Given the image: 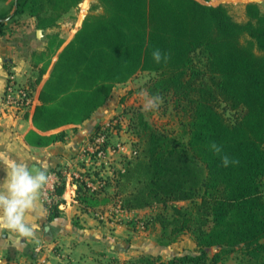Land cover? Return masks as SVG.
Here are the masks:
<instances>
[{
	"label": "trees",
	"instance_id": "1",
	"mask_svg": "<svg viewBox=\"0 0 264 264\" xmlns=\"http://www.w3.org/2000/svg\"><path fill=\"white\" fill-rule=\"evenodd\" d=\"M82 1L17 0L12 16L1 17L9 19L0 21V35L23 14L34 18L38 29H51ZM211 1L96 0L92 10L101 7L102 13L85 16L58 54L64 41L53 33L31 58L37 77L27 85L33 94L57 54L32 115L41 133L81 125L117 85L139 73L150 76L149 96L169 97L186 119V140H173L141 113L132 114L127 132L135 155L121 159L120 168L110 166L101 193L88 195L80 187L76 196L94 208L97 197L113 187L114 204L127 212L160 206L156 220L168 242L184 234L193 238V253L169 261L138 260L146 264H219L234 252L264 264V11L248 3L246 21L239 23ZM155 49L170 57L166 63L153 60ZM66 137L65 131H32L25 140L43 148ZM212 142L221 146L219 155L209 150ZM223 155L238 163L224 167ZM63 191L64 186L58 189ZM59 216L54 208L48 221Z\"/></svg>",
	"mask_w": 264,
	"mask_h": 264
},
{
	"label": "crops",
	"instance_id": "2",
	"mask_svg": "<svg viewBox=\"0 0 264 264\" xmlns=\"http://www.w3.org/2000/svg\"><path fill=\"white\" fill-rule=\"evenodd\" d=\"M85 1H82L77 9L63 15L57 25L51 29H38L36 20L23 14L15 19L17 23L11 24L4 35H0V103L9 72L16 73L26 84L35 81L37 69L31 66L32 54L45 49L50 34H58L64 41L58 54L80 29L85 16L100 14L92 10L91 13L84 15L79 19L78 27L72 37L64 40L62 33L69 28L67 22L71 21L70 16L76 17L79 6ZM90 1L93 2V6L97 3L96 0ZM251 2L253 1L248 0L245 5ZM15 4V0H0V21H8L13 14ZM4 15H8L9 18L1 19ZM37 30L42 31L39 39L36 37ZM57 54L52 58L51 65L40 83L33 87V105L30 110L18 120L0 119V159L7 155L27 163L30 168L35 165L50 170L72 158L98 125L107 122L113 114L120 112L122 104L119 101L115 102L119 94L117 89L128 85L133 78L125 84L117 85L106 104L81 125H67L46 133L36 130L32 115L35 107L39 105V94L49 78ZM112 96L115 99L112 100ZM32 131L41 135L65 131L67 137L64 142H57L47 147H32L25 140V136ZM118 165L117 168H120L122 163ZM5 177L6 173L0 169V182ZM114 191L113 187H109L105 193L97 197L96 201L99 204L94 208L86 207L76 199H67L60 216L50 222L48 213L39 199L35 210L26 214L29 223L39 225L34 237L20 238L14 232L0 231V264H95L110 260H119L125 264L129 260L140 258L169 261L173 257L195 251L196 245L189 234L181 235L173 243L168 242L160 223L156 220L157 214L162 210L160 206L131 211L127 215H119L118 218L115 215L108 218L106 215H100L101 211L116 206ZM184 204L181 202L177 205ZM95 213L101 217L99 218ZM145 219L150 221V225L149 227L147 225L145 232H140L139 222L144 223Z\"/></svg>",
	"mask_w": 264,
	"mask_h": 264
},
{
	"label": "built area",
	"instance_id": "3",
	"mask_svg": "<svg viewBox=\"0 0 264 264\" xmlns=\"http://www.w3.org/2000/svg\"><path fill=\"white\" fill-rule=\"evenodd\" d=\"M32 105V94L26 82L19 80L16 73L8 74L0 103V119L18 120L30 110ZM128 121L129 119L126 120L122 112L112 115L107 122L101 124L98 131L86 139L87 141L72 158L47 170L49 182L43 188L40 197L47 213L54 208L61 213L67 199H76L80 187L88 195H98L106 188L104 174L111 168L112 157L126 155V159L121 157L120 159L129 160L135 155L132 148L134 138L127 132ZM122 129L130 139L128 142L131 149L128 154L123 142L112 141V137ZM62 186L64 191L59 194L58 189ZM111 212L115 217L129 213L119 204L114 206ZM139 226L142 229L145 227L143 222H139Z\"/></svg>",
	"mask_w": 264,
	"mask_h": 264
},
{
	"label": "rangeland",
	"instance_id": "4",
	"mask_svg": "<svg viewBox=\"0 0 264 264\" xmlns=\"http://www.w3.org/2000/svg\"><path fill=\"white\" fill-rule=\"evenodd\" d=\"M247 1L248 0H212L209 4L213 6L224 5L228 9V12L232 16V18L236 22L241 23L246 21L244 10H245V2ZM252 1L253 2L251 3H256L257 5L260 6L261 10L264 11V7H263L264 0H252ZM92 7H93V2H91L90 0H86L79 6L77 16L76 17H74L75 15L70 16L71 21L67 22L69 23L67 25L69 26V28L64 33H62L64 40L65 39L68 40L69 38L72 37V35L74 34V32L78 27L79 19H82L84 15L91 13ZM94 12L101 13V9L97 8L95 9ZM73 14L75 13L73 12ZM18 78L19 80H21L20 76ZM149 78L150 76L146 73L137 74L136 76L133 77V79L130 81L128 85L120 86L119 87L120 89H117L119 90V94L118 96H116V99L114 97L115 95L112 96V100L115 99V102L118 101L120 102L121 99H124V103L122 104V107H120L119 111L122 112L126 120H128L130 116H132V114L136 117L137 114L141 113L145 121L149 123L154 129L165 133L166 136H168L173 140L174 139L186 140V136L182 132L183 122H185L186 119L182 115L177 114L173 110V106L169 97L162 98V103H160L158 108L147 112L143 110L145 97L142 96L141 94L146 92L145 86ZM110 107H112V105ZM112 138H113L112 141L115 143L123 142V146H125L126 148V154H128V152L131 149L130 144L128 142L130 139L127 133L124 131V129L117 132V134ZM120 157L124 159L127 158L126 155L125 156L117 155L115 157H112L111 162L113 164L112 165L113 167L119 166L118 164L120 161L119 160ZM123 162H126V160L125 161L123 160ZM112 209L101 211L100 215H106L107 218L108 216L112 217V212H111ZM116 218L118 217L116 216ZM144 221L147 222L148 219H145ZM149 225L150 224L148 223V227ZM145 226H147V224H145ZM138 229H140L139 230L140 232H145V230H147L146 227H144V229L139 227ZM211 255L212 253L209 254V256ZM95 264H123V263L119 260H110L108 262L107 261H105L104 263L97 262ZM125 264H146V263L135 259V260H129L125 262ZM219 264H251V263L247 261L239 253L234 252L230 255H225L223 260Z\"/></svg>",
	"mask_w": 264,
	"mask_h": 264
},
{
	"label": "clouds",
	"instance_id": "5",
	"mask_svg": "<svg viewBox=\"0 0 264 264\" xmlns=\"http://www.w3.org/2000/svg\"><path fill=\"white\" fill-rule=\"evenodd\" d=\"M152 58L156 63L162 60L166 63L170 57L155 49ZM141 95L145 97L143 110L146 112L158 108L162 103L160 96H149L147 92ZM209 150L217 155L222 152L221 146L215 142L209 145ZM221 162L224 167L238 163L227 155L221 156ZM0 169L6 173L0 182V231L14 232L20 238H32L39 230V225L29 223L26 214L35 210L42 190L49 182L47 169L41 167L30 171L27 163L7 155L0 159Z\"/></svg>",
	"mask_w": 264,
	"mask_h": 264
},
{
	"label": "water",
	"instance_id": "6",
	"mask_svg": "<svg viewBox=\"0 0 264 264\" xmlns=\"http://www.w3.org/2000/svg\"><path fill=\"white\" fill-rule=\"evenodd\" d=\"M16 1L17 0H15V3H16ZM41 36H42V31L41 30H37L36 31V37L39 39V38H41ZM39 169V167L38 166H31V168H30V171H36V170H38ZM217 250V248H213V252H215Z\"/></svg>",
	"mask_w": 264,
	"mask_h": 264
}]
</instances>
